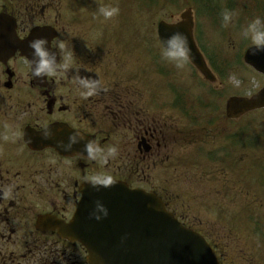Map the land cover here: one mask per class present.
I'll return each instance as SVG.
<instances>
[{
	"label": "flooded vegetation",
	"instance_id": "flooded-vegetation-1",
	"mask_svg": "<svg viewBox=\"0 0 264 264\" xmlns=\"http://www.w3.org/2000/svg\"><path fill=\"white\" fill-rule=\"evenodd\" d=\"M130 1L0 0V192L13 186L11 197L0 196V264H89L81 242L59 230L72 218L86 177L103 172L147 190L177 185L182 156L196 158L182 143L192 137L182 134V124L193 120L182 117L179 102L162 101L164 86L150 85L148 18L123 6ZM102 3L118 7L119 14L105 20L98 14ZM140 16V23L132 21ZM40 36L48 39L58 66L66 58L59 44L65 45L67 71L33 78L28 43ZM80 77L96 79L101 90L84 98ZM70 134L84 140L71 151H56L52 142L67 144ZM89 139L105 150L115 146L117 155L107 162L76 156ZM210 153L216 155L208 165L220 174L221 164L227 166L224 147L215 143ZM223 179L210 181L223 185ZM223 250L229 259L223 264H261L248 261L251 255L242 249Z\"/></svg>",
	"mask_w": 264,
	"mask_h": 264
},
{
	"label": "water",
	"instance_id": "water-1",
	"mask_svg": "<svg viewBox=\"0 0 264 264\" xmlns=\"http://www.w3.org/2000/svg\"><path fill=\"white\" fill-rule=\"evenodd\" d=\"M180 19L182 22L178 24L160 22V39L176 32L183 33L191 49L190 62L205 79L213 81L214 77L193 40L191 10L186 9ZM249 49L244 55L246 63L264 73V53L253 56ZM259 108H264V88L249 98H229L226 115L237 118ZM97 201L108 212L99 220L90 215V209L95 208ZM80 211L89 214L88 221ZM89 221L101 222V232H91L87 224ZM83 223L86 225L85 236H81L80 240L88 247L90 261L94 259L101 264H217L204 239L174 220L156 196L129 190L124 185L115 184L99 190L87 187L74 217V225L82 226Z\"/></svg>",
	"mask_w": 264,
	"mask_h": 264
},
{
	"label": "rangeland",
	"instance_id": "rangeland-1",
	"mask_svg": "<svg viewBox=\"0 0 264 264\" xmlns=\"http://www.w3.org/2000/svg\"><path fill=\"white\" fill-rule=\"evenodd\" d=\"M91 1V0H85ZM137 1V0H136ZM134 6L139 12L146 13V18H148V23L150 24L149 31L152 32V36L148 35V46L146 48V56L148 57V70L152 71V75L150 76V85H157L159 84V78L157 73L161 72L162 70H168V67L161 63L162 58L161 54L159 55H151V47L149 45L150 40H156V23L159 19L169 20L171 15H177L178 12L183 8V6L187 5V0H179L176 7H170V3L168 5L156 6L154 5L152 8H146L142 4H137ZM159 2H163L162 0ZM236 3V5H235ZM86 5L93 7L90 3L86 2ZM99 3H96L97 7ZM102 5H112L111 3ZM235 5V8L230 9ZM125 6L129 8V3H126ZM147 6L151 7L152 3L149 1L147 2ZM219 6L221 10H231L232 12L236 13L235 22L229 24V27H224L226 30L220 32L219 28H213L216 24H218V20H212L208 18L207 20V28L203 25L202 29V39L203 42L206 43V50L210 55H212V51L214 49V45L219 46V50L221 51V55L223 59H232L235 61V55L238 53H243L246 47L250 44L248 40H245L242 37V31L247 26V24L256 17H260L264 19V0H229L227 6L224 0H219ZM148 14V17H147ZM132 14L128 13V22H131ZM141 17V16H140ZM139 21V20H138ZM219 24L222 25L221 22ZM212 28V29H211ZM229 29V30H228ZM137 31V29H133ZM132 36V34H130ZM208 35V42L206 41ZM133 37H136L134 35ZM153 42V41H152ZM153 47V46H152ZM154 50L155 47H153ZM242 49V50H241ZM161 52V50H160ZM242 55V54H241ZM227 57V58H226ZM230 61V60H228ZM232 68L230 73L227 76L226 85H220L222 89L228 87L226 89V96L223 98H219L218 106L216 107V112L214 111V119H216L217 114H221L224 109V101L226 97L233 94L238 93H245L248 94L250 92L255 91L254 86L258 84L257 79L254 77L253 73H249L248 69L245 66H242L239 62H232ZM173 69L172 72H180L179 77L177 78V82H180L182 86H192L194 84L193 79H190L192 75L191 69L185 65L183 68ZM176 76V75H175ZM194 76V75H193ZM174 79V78H173ZM246 80V81H243ZM168 80H172V77ZM196 82V79H195ZM168 89V88H167ZM198 91H200L199 87H196ZM217 89V88H216ZM218 89H221L220 87ZM217 89V90H218ZM170 96L164 99L167 103H176L177 99H174V92L168 89ZM206 91L201 90V102L206 100ZM214 97H209L208 102L213 103ZM157 103L159 102L158 98L155 100ZM211 110V109H209ZM218 110V112H217ZM198 113V112H196ZM223 118V117H222ZM213 119V120H214ZM206 122V120H204ZM245 124V128L248 130H255L256 127L261 128L263 133L264 130V110L252 113L240 120L239 122H225L220 124V127L224 126V129L227 130V133L217 131L218 137L225 138L226 136H231L232 134L236 133L241 127ZM246 124L248 126L246 127ZM226 125V127H225ZM213 144V141L210 140L209 146ZM194 153V151H193ZM171 185V186H170ZM152 186V185H150ZM164 187V192L169 193L170 190L173 191L176 198L171 199V207L175 208V212L181 214L184 219L190 222L192 225H200V228L204 231H208L211 237L219 244L220 247H235L233 244L230 243L228 236H224L225 228L222 225L229 224L228 220H216L215 212L211 208V211L207 210V206L215 205L218 202H226L232 203L235 198V191L234 190H223L222 193L218 192V190H205L201 189L196 191L193 185H187L183 181H179V184L172 185L170 182L166 185H161ZM179 193V194H177ZM237 234L241 235L240 230L237 231ZM222 247V248H223Z\"/></svg>",
	"mask_w": 264,
	"mask_h": 264
},
{
	"label": "clouds",
	"instance_id": "clouds-1",
	"mask_svg": "<svg viewBox=\"0 0 264 264\" xmlns=\"http://www.w3.org/2000/svg\"><path fill=\"white\" fill-rule=\"evenodd\" d=\"M119 8L116 6L105 5L98 9V14L105 20L111 19L119 14ZM233 19V12L225 9L221 12L222 26L227 27ZM179 17L175 18L172 23H181ZM242 37L250 42L249 52L255 56L257 54L264 53V19L256 17L251 20L242 31ZM48 39L40 36L29 41L28 48L31 49L32 59L29 64L32 66V76L35 79H43L45 77H52L57 74L60 68L67 71L70 67L67 62L68 53L64 44H59L61 50L65 51V62L58 66L57 55L51 51L48 47ZM161 57L163 60L171 62L178 69L183 68L191 59V49L188 46L187 37L180 32L173 33L166 39L161 40ZM77 84L81 90V95L84 98L91 97L99 90L102 85L96 79L90 77H80L77 80ZM50 133H45V138H49ZM81 136L79 139L75 134H70L68 137V143L64 144L62 141L57 142V147L63 151H71L72 146L83 141ZM76 156L95 161L100 159L102 162H107L111 157L117 155V148L115 146L108 147L106 150L100 146V144L94 139H89L84 143L83 152L76 153ZM89 187L99 190L100 188H110L115 184L114 178L107 173H96L94 175L85 178ZM13 186H9L7 189L0 192V196L3 198H9L12 195ZM108 214L107 209L97 201L95 209L90 215L99 220L102 216L106 217Z\"/></svg>",
	"mask_w": 264,
	"mask_h": 264
},
{
	"label": "trees",
	"instance_id": "trees-1",
	"mask_svg": "<svg viewBox=\"0 0 264 264\" xmlns=\"http://www.w3.org/2000/svg\"><path fill=\"white\" fill-rule=\"evenodd\" d=\"M200 1H202L201 4H204V1H203V0H200ZM200 1H198V2H200ZM200 6L205 8V6H203V5H200ZM220 70H221V69H220Z\"/></svg>",
	"mask_w": 264,
	"mask_h": 264
}]
</instances>
